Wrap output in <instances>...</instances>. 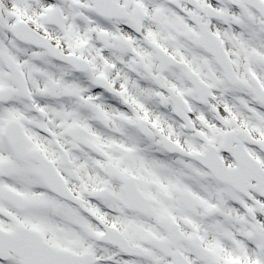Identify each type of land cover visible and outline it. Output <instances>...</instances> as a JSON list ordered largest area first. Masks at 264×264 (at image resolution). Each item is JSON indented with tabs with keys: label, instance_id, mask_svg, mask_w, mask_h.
<instances>
[{
	"label": "snow or ice",
	"instance_id": "obj_1",
	"mask_svg": "<svg viewBox=\"0 0 264 264\" xmlns=\"http://www.w3.org/2000/svg\"><path fill=\"white\" fill-rule=\"evenodd\" d=\"M0 264H264V0H0Z\"/></svg>",
	"mask_w": 264,
	"mask_h": 264
}]
</instances>
